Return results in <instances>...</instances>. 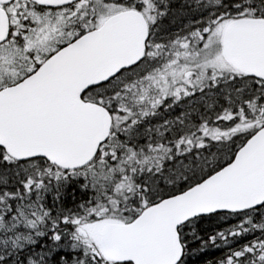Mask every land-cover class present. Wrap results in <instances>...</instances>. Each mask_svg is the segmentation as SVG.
<instances>
[{
    "label": "snow or ice",
    "instance_id": "snow-or-ice-1",
    "mask_svg": "<svg viewBox=\"0 0 264 264\" xmlns=\"http://www.w3.org/2000/svg\"><path fill=\"white\" fill-rule=\"evenodd\" d=\"M0 264H264V0H0Z\"/></svg>",
    "mask_w": 264,
    "mask_h": 264
}]
</instances>
